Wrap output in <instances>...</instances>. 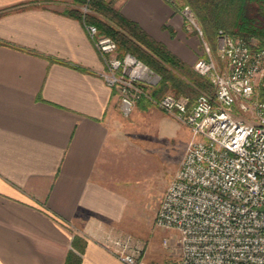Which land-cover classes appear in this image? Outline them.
Returning a JSON list of instances; mask_svg holds the SVG:
<instances>
[{"label":"crops","instance_id":"1","mask_svg":"<svg viewBox=\"0 0 264 264\" xmlns=\"http://www.w3.org/2000/svg\"><path fill=\"white\" fill-rule=\"evenodd\" d=\"M113 1L195 65L197 35L169 0ZM73 7L0 0V264H65L75 236L86 241L82 264H127L103 243L131 236L122 235L120 98L101 77L104 63ZM143 261L167 264L148 248Z\"/></svg>","mask_w":264,"mask_h":264},{"label":"built area","instance_id":"2","mask_svg":"<svg viewBox=\"0 0 264 264\" xmlns=\"http://www.w3.org/2000/svg\"><path fill=\"white\" fill-rule=\"evenodd\" d=\"M87 33L99 53L101 77L119 98L125 118L142 101L156 105L190 127L193 140L180 168L169 184L156 217V224L176 231L179 264H264V101L253 107L257 123H247L233 114L247 110L258 81L264 78V49H255L242 39L220 30L217 55L206 53L195 64L198 74L215 89L214 97L196 99L165 94L154 98L161 77L148 65L127 53L117 56L116 41L87 24ZM180 13L203 37V30L189 6ZM105 247L127 264H145L146 247L132 236L108 237ZM166 239L164 245H168Z\"/></svg>","mask_w":264,"mask_h":264},{"label":"rangeland","instance_id":"3","mask_svg":"<svg viewBox=\"0 0 264 264\" xmlns=\"http://www.w3.org/2000/svg\"><path fill=\"white\" fill-rule=\"evenodd\" d=\"M169 2L180 13L184 1L169 0ZM83 7L85 6L80 7V11ZM182 17L188 30L197 35L199 43L197 61L206 57L204 42H207L213 59L221 65L217 55V35L209 38L203 31V37H200L192 27L188 26L183 15ZM199 26L203 30L200 24ZM250 43L254 47L258 44L256 39H252ZM116 55L121 56L119 50ZM189 67L201 76L196 72L195 65ZM168 93L175 95L172 91ZM203 94L214 97V87L213 90L210 88L209 92L199 93L198 96ZM195 95L197 94H191V96ZM257 101H264V78L258 81L248 109H241L239 103L234 108L233 114L247 123H257V114L253 107ZM136 108L129 118L119 115L122 167L119 185L124 188L127 195L128 215L127 230H122V235L131 234L136 242L142 243L148 250L163 254L167 264H176L177 260L172 255V251L178 234L176 231L158 227L156 217L166 190L180 168L186 148L193 140V134L189 126L154 104L149 107L138 104ZM166 239L169 241L168 245H164Z\"/></svg>","mask_w":264,"mask_h":264},{"label":"trees","instance_id":"4","mask_svg":"<svg viewBox=\"0 0 264 264\" xmlns=\"http://www.w3.org/2000/svg\"><path fill=\"white\" fill-rule=\"evenodd\" d=\"M195 14L209 38L220 30L235 39L250 43L256 39L255 49H264V0H183ZM70 15L83 20L80 7L87 6V24L98 27L100 33L113 38L121 56L130 53L145 62L161 77L153 90L154 98L175 93L177 97L196 99L199 93L213 90L207 78L197 75L163 44L151 38L137 23L125 18L113 0H72ZM251 44V43H250ZM191 94H197L191 96ZM152 105V103H150ZM65 264H82L86 241L79 236L73 239Z\"/></svg>","mask_w":264,"mask_h":264}]
</instances>
